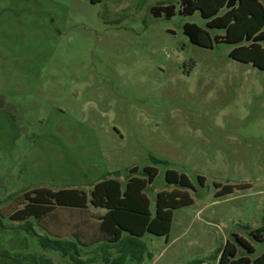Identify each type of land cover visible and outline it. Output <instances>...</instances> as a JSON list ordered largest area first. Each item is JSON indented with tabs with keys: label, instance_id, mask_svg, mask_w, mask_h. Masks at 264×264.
Returning a JSON list of instances; mask_svg holds the SVG:
<instances>
[{
	"label": "rangeland",
	"instance_id": "374dc122",
	"mask_svg": "<svg viewBox=\"0 0 264 264\" xmlns=\"http://www.w3.org/2000/svg\"><path fill=\"white\" fill-rule=\"evenodd\" d=\"M180 3L0 0L1 205L39 187L90 191L115 176L125 184L155 165L146 189L155 213L157 193L175 188L166 180L175 168L192 180L194 202L174 211L168 239L142 237L153 254L142 264H218L211 256L228 240L243 254L236 234L249 239L246 225L264 216V70L231 57L233 43H193L184 24L207 19L181 13ZM168 4L173 15H155ZM224 187L231 191L217 196ZM2 220L0 249L25 264H79L38 243L36 220L32 233ZM228 249L223 261L240 259ZM82 257L106 264L100 252Z\"/></svg>",
	"mask_w": 264,
	"mask_h": 264
},
{
	"label": "trees",
	"instance_id": "16d2710c",
	"mask_svg": "<svg viewBox=\"0 0 264 264\" xmlns=\"http://www.w3.org/2000/svg\"><path fill=\"white\" fill-rule=\"evenodd\" d=\"M180 1L181 13L192 14L200 10L207 19L206 27L196 22L184 24V32L193 43L209 48L216 42L233 43L235 46L230 50L231 57L264 70V0ZM153 11L155 15H161L164 11L171 16L175 13V6H155ZM211 29H224V32L213 34ZM150 157L154 163H169L167 159L153 154ZM157 173L155 165H146L140 174L130 175L125 184L115 176L97 181L90 191L80 187H39L25 191L16 195L10 207L1 205L0 200V226L4 225L2 218L9 216L21 221L20 227L32 233V220H36L44 230L37 235L38 243L45 249L69 255L79 264L95 261V257H82L86 250L100 252L106 264H142L147 257L153 256L142 237L151 233L168 239L174 211L194 202L189 189H195V186L188 174L168 168L166 180L175 188L157 193L153 213L146 189ZM199 178L203 184L205 177L200 175ZM229 188L224 187L217 196L230 192ZM252 234L256 240H264V226ZM221 251L222 246L216 249L211 258L218 259ZM1 257L14 258L18 264H25L18 252L0 249ZM41 260L43 264H51L49 258ZM204 263L206 260L199 258L190 261V264Z\"/></svg>",
	"mask_w": 264,
	"mask_h": 264
},
{
	"label": "crops",
	"instance_id": "0c3cea01",
	"mask_svg": "<svg viewBox=\"0 0 264 264\" xmlns=\"http://www.w3.org/2000/svg\"><path fill=\"white\" fill-rule=\"evenodd\" d=\"M263 222L258 226V227H250V225H246V228H248V232H249V239L244 237L243 235H240V234H236V239H238L244 248L243 251V254L241 255H238V256H234L235 255V251H236V254H237V250H236V247L237 244L235 243L236 241L235 240H228V242L224 243V245H222V251L218 257V264H264V250L263 251H260L257 249L256 245L257 244H261L260 247H263L264 249V240L262 241H258L254 238L252 232L257 230L259 227H262L264 226L263 225ZM263 237H264V234H263ZM231 244L232 245V251L230 253V257L233 258V257H237V258H240V259H237V260H234V262H231L230 258L228 257V262H226L225 260L223 261V257L225 255L226 252L229 251L228 249V245ZM256 244V245H255ZM234 259V258H233Z\"/></svg>",
	"mask_w": 264,
	"mask_h": 264
}]
</instances>
